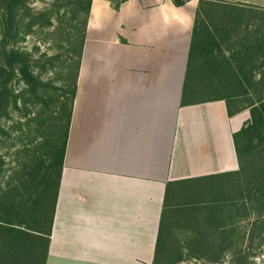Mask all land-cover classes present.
<instances>
[{
	"label": "crops",
	"instance_id": "0c3cea01",
	"mask_svg": "<svg viewBox=\"0 0 264 264\" xmlns=\"http://www.w3.org/2000/svg\"><path fill=\"white\" fill-rule=\"evenodd\" d=\"M198 3L92 0L45 264H153L165 206L197 220L239 174L244 112L187 79Z\"/></svg>",
	"mask_w": 264,
	"mask_h": 264
},
{
	"label": "rangeland",
	"instance_id": "374dc122",
	"mask_svg": "<svg viewBox=\"0 0 264 264\" xmlns=\"http://www.w3.org/2000/svg\"><path fill=\"white\" fill-rule=\"evenodd\" d=\"M56 1L29 0L28 5L37 13ZM223 1L236 5L240 18L236 23L229 18L217 22L220 29L227 31L222 33L223 37L220 35L215 39L217 43L206 45L213 47L209 50L214 55L207 59L211 60V65L229 63L239 68L244 86L225 78L222 83L219 81L221 91L217 93L230 100L233 111L242 109L247 124L252 120V106L257 109L261 106L260 100L264 101V0ZM29 21L26 18L22 22L24 31L16 48L33 63L36 80L31 86L24 81L12 82L16 93L25 96L19 102V108L12 110L2 121L7 134H0V212L3 215L12 206V187L18 186L21 200L15 202L16 210L11 213L15 226L21 228L35 222L36 213L33 215L34 211H29L31 199L38 202L46 190L54 188L58 178V168L51 166L48 153L57 132L60 101L68 102V96L62 98L61 89L64 83L73 80L79 49L77 38L71 37L75 22H70L69 15L53 18L52 26L38 25L32 32H26L25 25ZM81 22L82 19L76 22L77 30H81ZM1 39L0 32V52L3 49ZM30 90L38 98L34 100L27 96ZM245 175L241 172L213 180L212 198L203 205L211 212L207 218L209 233L206 236L221 240L224 250L210 255L189 246L201 233L196 219H191L183 203L178 206L175 221L169 227L171 249L162 264H264V200L257 193H249L250 190L254 192V188L245 182L241 191L235 189Z\"/></svg>",
	"mask_w": 264,
	"mask_h": 264
},
{
	"label": "trees",
	"instance_id": "16d2710c",
	"mask_svg": "<svg viewBox=\"0 0 264 264\" xmlns=\"http://www.w3.org/2000/svg\"><path fill=\"white\" fill-rule=\"evenodd\" d=\"M125 1L127 0H111V4L113 8L118 10ZM187 1L173 0L177 6H182ZM91 2L92 0H58L51 7L35 13L28 5L29 0H0V32L2 35L1 47L3 48L0 52L1 135L7 134L2 125L3 119L8 118L12 110L19 108V102L25 96L24 93H16L15 88L11 85L12 82L15 80L24 81L28 86H31L36 80L33 75V63L24 52L16 48L18 42L22 39L21 36L24 31L22 28L23 20L26 18L30 20L25 25V28L26 32H32L33 28L38 25L41 27L52 26V20L55 17L61 19L69 15L70 22H75V24L72 23L74 32L71 37L77 38L76 43L79 47L73 80L70 83H64L63 87L65 89H61L63 92L62 98L68 96V102L60 101L57 132L48 153L51 166H57L59 171L57 181L54 188L51 191L46 190L43 194L44 197L38 202L35 198L31 199L29 211L33 210V215L35 213L39 214L38 216L34 215L35 222L29 224L26 228L17 227L13 222L11 212L16 210L15 202H20L21 199L19 198H21L22 193L19 191L20 188L18 186L12 187L11 201L14 203L9 206V209L7 208L8 210L3 215L0 212V264H45L50 246L58 198L59 177L66 154ZM237 10L236 5L225 3L223 0H199L187 79L192 77L194 73L202 74L205 72L210 75L213 84L217 82L219 85V81L222 83L227 79L236 82L237 85H243V76L239 73L238 67H234L229 63L217 62L211 65L204 58L207 54L214 56L211 53L212 51L206 50V45L217 43L215 39L227 31L226 29H220L217 22L222 18H229L236 23L240 18ZM225 13L229 14L224 15ZM81 19L82 28L77 30L76 22L78 23ZM9 46L11 47L8 48ZM18 74L19 78L17 77ZM67 86H69V89L66 88ZM27 96L34 100L38 98V95H35L32 90L27 92ZM227 102L229 103L231 115L242 111V109H237L233 113L230 100H227ZM260 103L261 106L256 107L257 109L252 106L250 111L252 120L245 124L239 133L235 135L237 153L241 165L239 174L241 172L243 175L246 173L242 183L237 185L235 189H240L241 191L245 182L247 186L251 185V188H254V192L250 190L249 193H257L264 200V176H262L264 174V101L260 100ZM240 137L242 142H240ZM230 190L234 189L230 188ZM172 212L165 206L153 264H162L171 249L168 239V230L171 226L169 222L176 214L175 212L172 214ZM195 213L198 216L196 220L197 229L198 231L200 230L203 236L200 234V237L191 241L189 246L202 249L210 255H215L216 252L221 253L224 250L222 241L206 236L209 233L207 218L211 215L209 207H199Z\"/></svg>",
	"mask_w": 264,
	"mask_h": 264
}]
</instances>
